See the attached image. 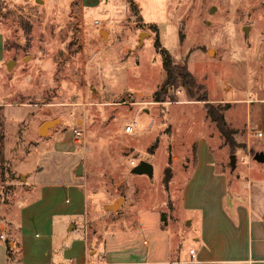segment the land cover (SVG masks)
<instances>
[{
  "label": "rangeland",
  "instance_id": "obj_1",
  "mask_svg": "<svg viewBox=\"0 0 264 264\" xmlns=\"http://www.w3.org/2000/svg\"><path fill=\"white\" fill-rule=\"evenodd\" d=\"M132 2L139 5L136 13L126 0H110L95 11L82 0H0V235L8 254L14 252V226L3 213L9 210L17 225L33 182L25 178L35 173L82 184L84 217L69 237L82 239L83 231L89 247L105 237L121 247L155 238L169 261L185 259L190 237L198 234L197 222L187 225L197 213L180 208V190L195 164L194 132L208 127L213 166L231 192L242 190L246 174L259 167L252 161L257 151L248 167L241 163L244 105L214 102L264 97V0ZM156 39L174 64L187 66L210 103L224 109L229 139L204 120L203 103L189 101L181 88L168 87L164 101H155L165 79ZM54 120L38 133L43 122ZM133 121L135 133L125 135ZM262 142L250 140V146ZM141 161L153 166L151 179L131 174ZM79 165L82 173L75 176ZM210 178L198 180L191 193L198 208L215 206ZM74 191L60 199L81 200ZM118 198L123 203L112 212L108 207Z\"/></svg>",
  "mask_w": 264,
  "mask_h": 264
},
{
  "label": "crops",
  "instance_id": "obj_2",
  "mask_svg": "<svg viewBox=\"0 0 264 264\" xmlns=\"http://www.w3.org/2000/svg\"><path fill=\"white\" fill-rule=\"evenodd\" d=\"M109 1L82 0V3L87 10L95 11L101 4H105L104 6L110 4ZM135 5L139 11V5ZM140 18L142 21V17ZM143 24L158 29L153 23ZM2 62L0 50V65ZM214 103L234 104L233 107L244 105L241 109L244 114L241 123L243 130L241 148L245 149L241 163L248 167L249 157L253 151L264 154V142L255 144L252 148L250 146V140L264 141V97L253 99L249 94L244 100H216ZM6 107L12 108L11 105ZM24 111L26 110H21L18 115L7 111L6 116L7 118L20 116ZM203 117L204 120H208L205 111ZM205 128L207 129L205 133L194 132L195 164L180 190L181 210H194L197 213L189 217L187 225L195 221L199 226L198 234L190 237L192 244L185 259L177 257L166 261L164 255L154 246L155 238H150L153 246L150 240L142 238L138 243H129L121 247L111 246L109 243L113 238L105 237L102 242L95 241L89 247L83 231L82 239L69 237L76 229L75 222L84 217L85 191L82 184L71 181L67 175L66 179L59 175L57 177L55 175L56 179H50L45 177V173H35L34 176L25 178L27 182L33 181L27 192L32 200L29 201L28 197L20 204L17 225L11 221L14 219L9 210L7 214L3 213L6 222L14 226V229L11 228L13 230L11 237L14 241L9 243L13 246L14 252L7 253L8 247L4 244L6 236L0 235V264H264V164H258L259 167L251 169L250 173L246 174L243 189L233 190L232 193L225 174L216 172L213 166V158L209 151L210 135L208 127ZM257 134L261 137H257ZM209 177H211L209 180L216 183L213 189L215 206L198 208L191 193L198 180ZM74 190L82 194V202L81 200L72 202L66 197L63 201L60 199L64 194L71 195L72 192L76 194ZM200 191L203 193L204 188L196 190V195ZM160 221L161 215L157 222V233L162 231ZM3 226L6 224L1 225L2 228ZM190 251H193L194 260L190 258Z\"/></svg>",
  "mask_w": 264,
  "mask_h": 264
},
{
  "label": "trees",
  "instance_id": "obj_3",
  "mask_svg": "<svg viewBox=\"0 0 264 264\" xmlns=\"http://www.w3.org/2000/svg\"><path fill=\"white\" fill-rule=\"evenodd\" d=\"M131 13H136V6L132 0H126ZM156 47L162 56V69L165 74V79L154 95V99L157 102H163L165 95V89L181 88L188 96L189 101L203 103V109L206 117L214 125L216 131L223 139H229L233 134V131L228 128L223 117L224 109L219 106H213L209 102L204 87L199 85L193 75L188 71L185 64H174L171 56L167 51L162 49L156 39ZM174 98L169 97V101L173 102ZM1 157V155H0Z\"/></svg>",
  "mask_w": 264,
  "mask_h": 264
},
{
  "label": "water",
  "instance_id": "obj_4",
  "mask_svg": "<svg viewBox=\"0 0 264 264\" xmlns=\"http://www.w3.org/2000/svg\"><path fill=\"white\" fill-rule=\"evenodd\" d=\"M213 10L214 9H210V13H212ZM246 31L247 29H244L245 33ZM143 35L145 34L141 33L139 36V45L141 44V41H142L141 37H143ZM9 64L10 63L6 64L7 68L9 67ZM56 123H57L56 120L43 122L38 129L39 134L46 132L50 127H52ZM235 161H236L235 155H230L229 156V168L231 171L235 169ZM252 161L257 164H264V154L262 152L254 153L252 156ZM81 173H82V166L79 165L75 170V176H80ZM131 174L136 175V176H146L151 179L153 177V166L148 162L141 161L135 167L131 169ZM122 203H123V198H118L116 201L112 203V205L108 207V209L111 210L112 212H115L117 209L120 208Z\"/></svg>",
  "mask_w": 264,
  "mask_h": 264
},
{
  "label": "built area",
  "instance_id": "obj_5",
  "mask_svg": "<svg viewBox=\"0 0 264 264\" xmlns=\"http://www.w3.org/2000/svg\"><path fill=\"white\" fill-rule=\"evenodd\" d=\"M93 23H94L95 26H100L101 25V22H99V21H94ZM123 132H124L125 135H133L135 133V123H134V121L131 122V123H127L126 126H124V128H123ZM256 136L257 137H261L260 134H257ZM189 255H190V258L192 260H194L195 256L193 254V251H190Z\"/></svg>",
  "mask_w": 264,
  "mask_h": 264
}]
</instances>
